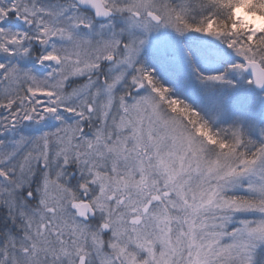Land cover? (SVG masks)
Segmentation results:
<instances>
[{"label": "snow or ice", "instance_id": "obj_1", "mask_svg": "<svg viewBox=\"0 0 264 264\" xmlns=\"http://www.w3.org/2000/svg\"><path fill=\"white\" fill-rule=\"evenodd\" d=\"M0 264H264V0H0Z\"/></svg>", "mask_w": 264, "mask_h": 264}]
</instances>
